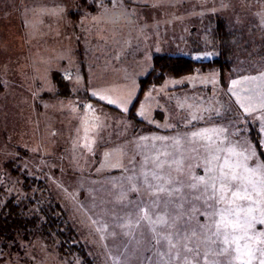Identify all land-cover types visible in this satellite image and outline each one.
I'll use <instances>...</instances> for the list:
<instances>
[{"label":"rangeland","instance_id":"1","mask_svg":"<svg viewBox=\"0 0 264 264\" xmlns=\"http://www.w3.org/2000/svg\"><path fill=\"white\" fill-rule=\"evenodd\" d=\"M127 1L134 3L133 14L126 9L125 0H67L64 28L54 25L50 31L43 12L49 0H0V82L4 87L0 93V162L11 158L18 171L36 179L28 195H40L39 203L52 200L62 206L79 231L91 261L64 256L55 242L36 236L22 255L15 254L11 262L2 264L240 261L235 243L225 244L223 236L213 235L218 218L197 217L198 213L205 215L209 206L199 202L177 206L169 199L156 203L155 191L143 192L138 160L142 162L145 153L164 147L155 135L199 123L202 125L197 128L209 126L205 124L214 119H232L224 120L235 125L232 142L223 146L228 151L226 161L239 165L242 174L259 188L264 181V56L259 61H237L233 74L225 79V88L219 85L218 71L213 69L180 79L168 77L160 86L144 92L135 111L142 124L129 110L140 90L134 75L145 76L158 55L212 60L220 53L217 30L222 23L234 30L248 24L244 26L247 35L239 40H253L252 50L264 55V32L260 30L264 28V12L258 13L255 28L239 20L240 12L246 11L239 0ZM91 8L95 16L90 15ZM127 14L133 16L131 22L139 29L134 41L139 46L126 51L121 40ZM80 18L83 25L76 22ZM97 41L103 45L97 46ZM245 44L240 43V48ZM108 58L113 65L105 63ZM75 66H83L82 72H87L90 89L98 87L106 92L98 98L104 104L92 107L85 93L77 94L83 83L78 79L80 74L71 72ZM124 67L133 69L132 78L123 79L121 70H105ZM66 71L70 78L63 75ZM111 105L125 112L112 111L107 107ZM250 120L256 123L262 151L250 136L251 127L245 126ZM146 127L156 129L143 131ZM200 156H194L195 162ZM4 171L0 165V173ZM85 177L92 178L88 187L96 193L94 205L102 209L101 215H93L91 192L81 189ZM212 179L213 175H207L206 184ZM17 181L19 178L12 176L11 186L23 191ZM253 199L262 198L253 193ZM248 202L237 203L247 206ZM101 204L105 206L101 208ZM259 206L264 210V202ZM218 210L217 204L215 215ZM259 214L241 211V218L251 223L248 233L253 231L252 217ZM101 216L105 223L100 222ZM241 233L244 231L232 233L229 240ZM225 248L228 251H222Z\"/></svg>","mask_w":264,"mask_h":264},{"label":"crops","instance_id":"2","mask_svg":"<svg viewBox=\"0 0 264 264\" xmlns=\"http://www.w3.org/2000/svg\"><path fill=\"white\" fill-rule=\"evenodd\" d=\"M66 1L67 0H49V4H44L43 12H45V15L48 17L46 24L49 25L50 31H52V26L54 25L62 26L64 28L68 10ZM125 2L128 12L133 14L134 12L131 10L135 11L132 6L134 3L131 1L128 2L127 0H125ZM95 13V9L91 8L90 15L95 16ZM133 20V16L127 14L124 21L125 29L122 31L124 35L121 40V45L124 47V50L126 49V51L130 48H136L139 46L136 45V42H134L137 41L136 37L139 35V29H137L136 23L135 25L132 24L131 21ZM76 22L79 25H83L84 21L80 18L76 20ZM88 38L90 39L89 35ZM76 39H78V37ZM80 39L84 42V36L81 35ZM80 39H78V41L82 43ZM89 39L85 38L86 42H88ZM99 44H102V41H97V46ZM136 60L133 61L135 64H137ZM99 61L100 60H97L98 64ZM105 61L107 64H114L112 59L108 58L105 59ZM78 63L83 64L80 60ZM83 69V66H75L74 71L71 72L74 73L73 75L80 74L78 79L83 83V89L85 87L88 88L90 95L99 100V96L101 95L103 97L106 95V92L98 90V87L90 89V85L88 84L89 82L86 81L87 72H85V70L82 72ZM110 69L121 70L119 72L125 80L132 78V75L135 74L132 73L133 69L129 67L109 68L105 70L108 71ZM149 72L150 70L148 73ZM65 74H69V72L66 71L63 75ZM140 75H134V79H137L138 84L139 80L146 76ZM139 94L140 90L137 95ZM88 103L93 107L91 102ZM101 103L104 104L103 101H101ZM112 107L125 112V110H121L118 106ZM205 125L209 126L204 127L203 125L199 128L190 126L181 127L174 131L162 132L165 135H155L164 147L162 149H155L154 151L145 153L143 155L142 162H139L138 160V171H141L143 176L142 183H140L141 190L148 193H154L153 191H155L156 203H158V201L168 202L170 200L172 204H176L177 206H179V204H188L191 202L206 204L209 206V209H206L207 213L205 215L198 213L197 217H204L210 220L211 218L219 219V216L215 215V209L217 204L220 209L221 204L216 203L214 200L209 198L213 192L211 185L215 183L217 187H219L220 182L217 178L219 177L220 169L225 165L228 156V151H226L223 146L225 144L229 145L232 142V132L235 125L232 122L224 120L220 122L210 121ZM211 149H213V153L211 152ZM200 154L203 155V158H201ZM195 155H199L201 159H198L195 162ZM132 161H135V159ZM229 165L236 166L233 164ZM237 170L242 174L239 168ZM207 175H213V179L212 182L206 184ZM89 184H93L92 178L85 177V179L81 181V189L85 190L86 193L91 192L89 195H92L93 200L90 203V210L93 215H101L102 209L97 207V205H94L96 193L89 189ZM248 187L249 190L252 188V186L249 185ZM249 205L250 202H248L247 206L245 203V206L241 207L247 208ZM99 206L102 208L105 205L101 204ZM256 207L260 208L259 204L256 205ZM174 209L177 213H180V209L176 208V206H174ZM176 216H180V214ZM260 218L261 214H259L254 220L252 233H248L247 231V235H245V233L240 234V237L242 236L243 239L238 241L241 251L239 252L240 261H237L236 264H247L249 260L251 264H262V261H264V224H260L258 222ZM101 219H103L102 216ZM100 222L105 223L106 221L103 219ZM224 260L226 264H230L226 259Z\"/></svg>","mask_w":264,"mask_h":264},{"label":"trees","instance_id":"3","mask_svg":"<svg viewBox=\"0 0 264 264\" xmlns=\"http://www.w3.org/2000/svg\"><path fill=\"white\" fill-rule=\"evenodd\" d=\"M239 1H241L240 4L242 7H246V11L240 12L241 17H239V20L244 22L247 21L249 25H255L256 28L257 23L254 24V21L256 19L258 22V13L261 11L264 12V0ZM244 26H248V24ZM244 26H239L240 30H234L233 26H230L232 27L230 28L227 23H222L217 30V36H219L218 40L220 42L218 50L220 53L212 60L197 61L192 58L171 55L155 56L152 69L144 78L139 80L140 94L129 110L131 117L139 124L143 123V121L138 118L135 111L144 92L151 87L155 88L160 86L168 77L180 79L182 77L195 76L199 71L205 72L206 70L213 69L218 71L219 85L225 88V79L227 75L233 74L234 65L237 61L242 60L243 58L250 59L249 62L255 60L259 61L264 55H261V53L256 54L252 50L251 43L253 40H248L246 39L247 37H245L246 40L242 41L238 38L243 37L244 33L245 36L247 35V30ZM259 26L261 27L260 24ZM260 30L264 32L263 27H261ZM242 42H246V44L245 47L241 49L240 43ZM256 44L260 45V43ZM261 45L262 48H264V44L261 43ZM56 78L57 77H55V79ZM187 85L188 83L185 84V86ZM208 89L212 90V87L208 86ZM3 90L4 87L0 82V93ZM84 90L85 92H83ZM78 94L87 95L86 101L91 102L93 105L101 103V101L90 95L89 89L86 87L80 89ZM107 107L117 113H124L115 107ZM223 120L232 119L220 118L212 121L220 122ZM243 121L244 119L240 121L242 123L239 122V127L243 124ZM247 122L248 123H245V126H250L252 129L250 136L262 151L254 129L256 123L253 120ZM197 125L200 126L202 123L190 127H196ZM155 129L146 127L143 131H151ZM177 129L178 128H174V130ZM15 163L16 161L11 158L0 162V165L4 167L5 170L0 173V264L11 262L15 254L22 255L25 250H28V244L32 240H35L36 236L48 237L49 241L51 240L52 242H55L58 251L62 255H76L82 260L90 263L91 261L87 255L86 245L81 240L79 231L68 219L67 213L62 206L52 200L47 201L45 204H41L39 203L41 198L40 195H28V190L31 192V187L36 179L28 177L24 172L21 173L20 169L18 171V169L15 168ZM12 176L16 179L19 178L16 185L20 184L23 188V191L21 190L22 192L14 190V186H11L12 183L10 180L12 179ZM20 177L23 181L20 180ZM29 182H31V185H29Z\"/></svg>","mask_w":264,"mask_h":264},{"label":"snow or ice","instance_id":"4","mask_svg":"<svg viewBox=\"0 0 264 264\" xmlns=\"http://www.w3.org/2000/svg\"><path fill=\"white\" fill-rule=\"evenodd\" d=\"M109 102L111 103V101ZM238 168L239 165L232 166L226 161L225 165L221 167L219 177L217 178L220 182L219 187L213 183L211 185L213 192L209 197L216 203L224 205V207H221L216 213L219 219L214 221L215 231L213 235L216 237L223 236V243L225 244L235 243L237 245V253L241 251L238 241L243 239V237L232 235L231 240H229V236L237 231H244L245 235H247L246 230L251 226L248 220L241 219V211H246L248 214L260 211L261 218L258 222L264 224V210L256 207V205L264 202V181H262L261 186L257 188L255 184H252L250 179L237 170ZM245 171H247V169H245ZM249 184H252L251 191L248 187ZM253 193L256 197L262 199H253ZM241 200L250 201V205L246 209H243L241 205L237 203ZM255 219V217H252V220ZM161 222L166 223V221ZM169 243H171V241H169ZM222 251L226 252L228 249L225 248ZM237 258H239V256ZM247 264H251L250 260ZM262 264H264V261H262Z\"/></svg>","mask_w":264,"mask_h":264},{"label":"built area","instance_id":"5","mask_svg":"<svg viewBox=\"0 0 264 264\" xmlns=\"http://www.w3.org/2000/svg\"><path fill=\"white\" fill-rule=\"evenodd\" d=\"M65 77H66V78H70V75H69V74H65Z\"/></svg>","mask_w":264,"mask_h":264}]
</instances>
